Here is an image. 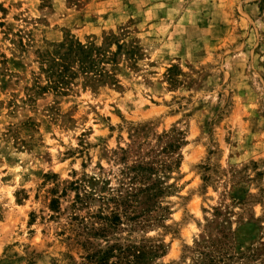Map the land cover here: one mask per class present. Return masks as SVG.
Returning <instances> with one entry per match:
<instances>
[{"label":"rangeland","instance_id":"obj_1","mask_svg":"<svg viewBox=\"0 0 264 264\" xmlns=\"http://www.w3.org/2000/svg\"><path fill=\"white\" fill-rule=\"evenodd\" d=\"M124 31L140 57L117 85L28 90L50 45ZM137 159L162 192L148 225L101 238L51 218L54 182L117 187ZM143 244L161 245L148 264H264V0H0V264Z\"/></svg>","mask_w":264,"mask_h":264},{"label":"trees","instance_id":"obj_2","mask_svg":"<svg viewBox=\"0 0 264 264\" xmlns=\"http://www.w3.org/2000/svg\"><path fill=\"white\" fill-rule=\"evenodd\" d=\"M127 38L125 31L106 34L100 42L89 40L83 43L68 36L62 42L50 45L47 50L39 52L37 58L39 75L46 84L41 86L40 77H37L34 87L28 90L66 95L80 82L93 91L117 85L116 67L123 62L136 67L140 57L141 48ZM125 168L117 187H113L108 178L86 173L64 182L62 189L61 182H54L51 190L54 196L49 204L53 213L51 218L67 214L69 224L101 238H108L112 231H132L148 225L162 192L156 188L149 163L137 159ZM70 193L73 199L63 208L62 200ZM159 250L161 245H113L98 261L102 264H148ZM111 257L115 261L110 263Z\"/></svg>","mask_w":264,"mask_h":264}]
</instances>
